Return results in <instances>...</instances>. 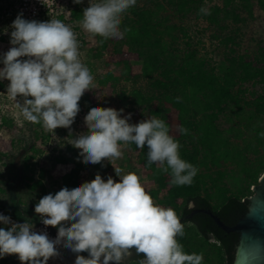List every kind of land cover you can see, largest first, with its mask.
<instances>
[{
  "label": "trees",
  "instance_id": "1",
  "mask_svg": "<svg viewBox=\"0 0 264 264\" xmlns=\"http://www.w3.org/2000/svg\"><path fill=\"white\" fill-rule=\"evenodd\" d=\"M251 1L221 0L220 4L205 8L203 0H137L123 16L120 30H130L122 37H111L101 44L102 38L93 36L101 46V51H95V55L100 56L105 51L110 54L106 62L108 69L99 84L107 86L109 93L115 95L123 109L121 118L131 113L130 124L152 116L164 120L169 134L181 145V158L199 169L191 185H172L170 174L163 173L156 164L147 166L146 145L143 150L137 149L135 144L128 145L138 154L143 176L156 186L147 192L156 203L173 208L180 218L194 209H210L224 224L234 226L247 213L249 200L226 195L221 180L229 167L237 166L254 185L258 173L264 170V137L260 135L264 133V93L257 94L246 85L251 83L253 87L264 82V42L253 58H247L232 49V38L214 33L211 45L215 49L222 46L228 53L225 59L213 63L209 57L199 54L190 38L185 41L184 50L178 49L176 32L186 35L187 31L184 25L173 20L181 21L196 13L209 24L221 26L220 16L222 20L239 21L236 11L250 6ZM257 1L264 10V0ZM202 5L210 14L200 12ZM85 8L73 9L71 20L81 21ZM6 38V35L0 36V42H6ZM197 43L204 45L201 39H197ZM101 106L88 98L79 102V113L87 115L91 108ZM225 112L231 116L227 129L218 124ZM134 113H139V119L133 118ZM32 125L35 143L31 148L33 154L23 160L25 170L44 136L41 125ZM181 126L188 130L187 135L180 133ZM65 136L68 138L69 133ZM16 142L14 138L9 142L0 139V160L7 156V144L15 146ZM62 142L57 143L52 156L41 165L39 179L32 189L52 179L60 180L69 190L83 184L77 177L79 152L68 143L62 146ZM57 192L59 190L52 194ZM190 202H193L192 207H189ZM182 223L185 235L179 242L185 252H202L203 264H232L239 233L222 230L205 213H196ZM132 251V261L144 258V254L137 256L135 250ZM79 255L88 256V253ZM7 259L2 257V260Z\"/></svg>",
  "mask_w": 264,
  "mask_h": 264
},
{
  "label": "clouds",
  "instance_id": "2",
  "mask_svg": "<svg viewBox=\"0 0 264 264\" xmlns=\"http://www.w3.org/2000/svg\"><path fill=\"white\" fill-rule=\"evenodd\" d=\"M80 4L82 0H74ZM137 0H89L79 21L84 31L101 37H122L120 26L124 14ZM203 14H210L201 8ZM9 50L0 57L4 65L0 80H8L7 95L15 101L24 120L39 124L55 140L54 130L71 129L78 115L79 101L86 91L95 87V77L81 60L78 33L59 19L49 22L26 20L20 14L11 24ZM27 59H21V58ZM23 97V104L16 102ZM31 97V99H29ZM180 98H177V102ZM123 109L93 107L85 116L87 132L72 138L68 144L80 150L85 164L122 157V148L135 144L147 146L148 165L156 164L175 186L191 185L199 169L180 156V143L169 134L164 120L152 116L130 124L132 114ZM181 134L188 130L180 127ZM264 137V133H260ZM120 182L111 176L105 182L97 174L91 182L55 195L42 197L35 206L45 226L58 227L55 240L46 232L34 231L30 220L22 224L0 214V257L16 255L21 264H48L58 255L57 247L76 253L75 264H126L132 261L133 249L143 259L132 264H203V253L185 252L179 238L185 225L171 207L156 203L145 190L136 172L120 175ZM193 202L189 203V207ZM70 223V226L68 224ZM87 252L88 258L79 253ZM103 258V259H102Z\"/></svg>",
  "mask_w": 264,
  "mask_h": 264
},
{
  "label": "rangeland",
  "instance_id": "3",
  "mask_svg": "<svg viewBox=\"0 0 264 264\" xmlns=\"http://www.w3.org/2000/svg\"><path fill=\"white\" fill-rule=\"evenodd\" d=\"M58 1L59 6L56 11L55 19H59L71 26L73 30L78 33V39L81 43V60L95 77V87L92 90L86 91L80 101L92 98L102 104L101 108H113L117 111L121 110V107L116 102L115 95L109 93L107 86L99 84L100 79L108 69L106 62L110 54L105 51L102 52L100 56H96L95 53L101 51V46L97 45L91 34L82 29L79 20H71L70 12L76 7H88L89 0H82L80 4L74 3V0ZM19 2V0H0V36H7L6 42H0V57L11 47L10 34L12 29L10 26L16 17L20 15L17 11ZM215 3L220 4L221 0H203L202 4L205 5V8H208ZM201 8H203V5ZM248 9L251 10V13L248 12ZM236 14L239 15L237 18L239 21H233V19L222 20V16H220L221 19L219 20L221 26L209 24L203 18L197 16L196 13L189 14L181 21L174 19L173 21L184 25L187 31L186 35L180 31L176 32L178 36L176 46L181 51L184 50L185 41L190 38L193 47L199 50V54L209 57L214 63L218 60L225 59V53H228V50H225L222 46L219 47V49H215V47L211 45L214 40L212 36L214 33H217L222 37L229 36L234 40L232 49H234L236 54L244 55L247 58H253L259 45H262L264 42V10L259 7L257 0H252L250 6L239 8ZM197 39H201L204 45L202 43L198 44ZM83 40L86 41V44L83 43ZM3 67L4 65L0 63V69ZM9 83L10 82L6 79L0 80V139L9 142L10 139L14 138L18 142H16L17 144L15 146H9L8 143L6 146L7 156L0 160V214L10 217L11 221L17 224H22L26 220H30L34 225V231L39 229V231H42L41 219L40 216L35 213V206L45 195L52 194V192L56 190L60 191L64 187L60 180L55 181L53 179L51 181L44 180V186H37L36 189H32L31 186L38 181L41 165L52 156L57 143L60 140L63 141L62 146L68 143L67 137L65 136L66 132L69 133L71 131L72 138H75L78 134L87 132V127L85 125L86 114L78 113L71 129H55V136L58 138L56 140L52 133L46 132L42 128L41 131L44 136L39 142L40 148L30 160L28 169L25 170L23 160L31 153V148L35 143L34 127L30 122L24 120L20 115V110L15 106V101L7 95ZM250 84L251 83L246 84L250 90L253 89L257 94L264 93V82L257 83V85L253 87H251ZM23 99V97L18 96L16 102L22 105ZM29 99H31V97H29ZM134 114L135 117L133 116V118L139 119V113ZM230 117L228 112L222 114L219 118V127L227 129L230 125L228 121ZM4 121L6 124L3 123ZM121 150L123 155L119 159L110 161L103 160L100 164L95 165L91 163L85 164L81 157L80 167L77 169V177L81 178L83 183H85L91 182L95 179V176L99 174L105 182H107L109 176H111L115 182H120V178L115 173L114 168H116L122 170L120 175L127 174L128 172H136L141 177V182L146 191L156 189L155 185L149 184V178L143 176L137 152L129 146L123 147ZM77 151L80 153L79 149H77ZM245 176L246 174L240 167H229L221 180V185L227 190L226 195H235L247 199L252 198L256 194L254 187L261 186L264 170L258 173L257 181L254 185H251ZM218 192L217 190V193ZM10 226L11 225L5 226L0 223V228H5V230ZM68 226H70V223ZM58 227L59 226L54 228L49 226V239L55 240L58 234ZM57 252L58 255L50 258L48 264H66V261L69 260L72 264H75L76 257L71 255L73 252L70 249L60 245L57 247ZM12 256L13 255H7V261L2 260V257H0V264H21L18 258H13ZM84 257L88 258V256Z\"/></svg>",
  "mask_w": 264,
  "mask_h": 264
},
{
  "label": "water",
  "instance_id": "4",
  "mask_svg": "<svg viewBox=\"0 0 264 264\" xmlns=\"http://www.w3.org/2000/svg\"><path fill=\"white\" fill-rule=\"evenodd\" d=\"M254 189L256 194L248 199L247 213L234 226L224 224L210 209H194L181 217V221L190 219L196 213L209 215L222 230L239 233L232 264H264V176L261 186H255ZM71 255L76 257L74 253Z\"/></svg>",
  "mask_w": 264,
  "mask_h": 264
},
{
  "label": "built area",
  "instance_id": "5",
  "mask_svg": "<svg viewBox=\"0 0 264 264\" xmlns=\"http://www.w3.org/2000/svg\"><path fill=\"white\" fill-rule=\"evenodd\" d=\"M17 11L23 15L26 20H36L38 22H49L55 19L58 8V0H19ZM40 230V229H39ZM41 230L50 235L49 226L45 227L41 223Z\"/></svg>",
  "mask_w": 264,
  "mask_h": 264
},
{
  "label": "bare ground",
  "instance_id": "6",
  "mask_svg": "<svg viewBox=\"0 0 264 264\" xmlns=\"http://www.w3.org/2000/svg\"><path fill=\"white\" fill-rule=\"evenodd\" d=\"M36 232H42V231L37 230ZM63 262H64V261H63ZM66 264H72V263H71V261L69 260V261H66Z\"/></svg>",
  "mask_w": 264,
  "mask_h": 264
},
{
  "label": "flooded vegetation",
  "instance_id": "7",
  "mask_svg": "<svg viewBox=\"0 0 264 264\" xmlns=\"http://www.w3.org/2000/svg\"><path fill=\"white\" fill-rule=\"evenodd\" d=\"M213 240V239H212ZM238 244V243H237ZM237 246V245H236ZM235 251H236V248H235ZM234 255H235V252H234ZM234 259V258H233Z\"/></svg>",
  "mask_w": 264,
  "mask_h": 264
}]
</instances>
